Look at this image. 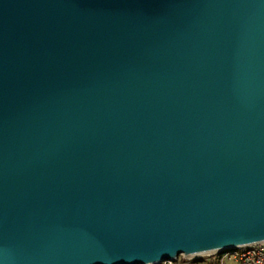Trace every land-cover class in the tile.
<instances>
[{
    "label": "water",
    "instance_id": "95a60500",
    "mask_svg": "<svg viewBox=\"0 0 264 264\" xmlns=\"http://www.w3.org/2000/svg\"><path fill=\"white\" fill-rule=\"evenodd\" d=\"M263 242L264 0H0V264Z\"/></svg>",
    "mask_w": 264,
    "mask_h": 264
},
{
    "label": "built area",
    "instance_id": "2783aa9c",
    "mask_svg": "<svg viewBox=\"0 0 264 264\" xmlns=\"http://www.w3.org/2000/svg\"><path fill=\"white\" fill-rule=\"evenodd\" d=\"M220 253L210 254L208 258L217 257ZM188 264H204L199 260H185ZM264 264V242L239 248L237 250L227 251L224 259H220V264ZM164 264H175V262H166Z\"/></svg>",
    "mask_w": 264,
    "mask_h": 264
},
{
    "label": "rangeland",
    "instance_id": "374dc122",
    "mask_svg": "<svg viewBox=\"0 0 264 264\" xmlns=\"http://www.w3.org/2000/svg\"><path fill=\"white\" fill-rule=\"evenodd\" d=\"M225 254H226V252H223V253H220L218 256H220V259H224V257H225ZM208 257H209V255H206V256H201L200 258H194V259H191V258H187L186 256H180L178 259H177V261L175 262V264H181V262L183 261V260H189V259H191V260H193V261H197V260H206V259H208ZM190 264H194V263H190ZM228 264H234L233 262L231 263V262H228Z\"/></svg>",
    "mask_w": 264,
    "mask_h": 264
},
{
    "label": "trees",
    "instance_id": "16d2710c",
    "mask_svg": "<svg viewBox=\"0 0 264 264\" xmlns=\"http://www.w3.org/2000/svg\"><path fill=\"white\" fill-rule=\"evenodd\" d=\"M199 261L204 264H220V256L208 258L206 260H199ZM181 264H188V263L185 260H183Z\"/></svg>",
    "mask_w": 264,
    "mask_h": 264
},
{
    "label": "bare ground",
    "instance_id": "6f19581e",
    "mask_svg": "<svg viewBox=\"0 0 264 264\" xmlns=\"http://www.w3.org/2000/svg\"><path fill=\"white\" fill-rule=\"evenodd\" d=\"M201 256H202V254L186 255L187 258H191V259L198 258V257H201Z\"/></svg>",
    "mask_w": 264,
    "mask_h": 264
}]
</instances>
